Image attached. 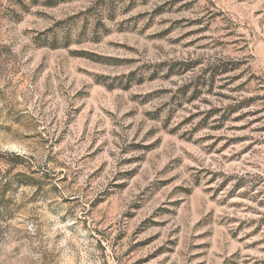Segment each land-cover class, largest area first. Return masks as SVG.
I'll return each mask as SVG.
<instances>
[{"label": "rangeland", "instance_id": "obj_1", "mask_svg": "<svg viewBox=\"0 0 264 264\" xmlns=\"http://www.w3.org/2000/svg\"><path fill=\"white\" fill-rule=\"evenodd\" d=\"M0 264H264V0H0Z\"/></svg>", "mask_w": 264, "mask_h": 264}]
</instances>
